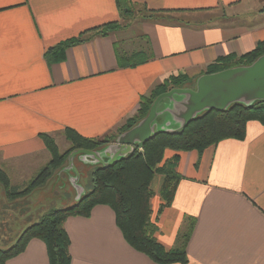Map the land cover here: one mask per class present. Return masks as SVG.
<instances>
[{
    "label": "crops",
    "instance_id": "0c3cea01",
    "mask_svg": "<svg viewBox=\"0 0 264 264\" xmlns=\"http://www.w3.org/2000/svg\"><path fill=\"white\" fill-rule=\"evenodd\" d=\"M127 5L156 17L141 16L131 34L123 26L94 36L50 63L46 55L62 43L121 24L125 16L116 0H0V168L14 189L23 192L50 163L42 135L66 140L65 130L73 129L87 139L118 136L141 99L167 78L185 76L190 84L219 59L241 57L264 41V0H128ZM140 52L149 60L119 66L117 53ZM175 154L167 151L166 159ZM177 155L181 179L161 214L162 178H157L160 200L152 205V220L159 242L175 249L193 223L187 264H264V125L250 121L244 140ZM75 163L82 184L85 167ZM44 186L49 184L24 197L7 194L0 184V250L63 209L40 205L36 193ZM71 191L64 208L75 202ZM64 228L71 264H156L125 241L107 206L95 207L86 218L67 219ZM6 264H49L46 245L33 239Z\"/></svg>",
    "mask_w": 264,
    "mask_h": 264
},
{
    "label": "trees",
    "instance_id": "16d2710c",
    "mask_svg": "<svg viewBox=\"0 0 264 264\" xmlns=\"http://www.w3.org/2000/svg\"><path fill=\"white\" fill-rule=\"evenodd\" d=\"M128 0H116L117 9L122 15H128L132 10L127 5ZM148 12V11H147ZM144 18H155L154 12ZM120 23H110L92 30L85 31L78 38L71 39L53 48L47 55V61L52 63L62 61L67 48L86 42L94 36H107L118 30ZM264 55V41L258 43L256 48L241 56H228L219 59L208 66L206 74H213L223 70L240 66H249ZM149 57L143 53L126 54L117 53V61L121 68L134 66L145 62ZM185 76H171L161 85L157 86L149 97H143L137 114L129 119L120 129L122 134L141 120L146 118L155 99L169 91L171 87L186 85ZM250 121H257L264 125V102L253 107L235 104L228 111L220 113L211 111L192 121L183 134H159L147 142L142 152L136 150L126 159L117 161L109 168L94 167L85 178H88L90 191L78 203L71 207L51 211L41 222L28 227L20 236L17 243L7 250H0V264L22 254L33 239L41 240L47 248L49 264H71V241L64 228L65 222L71 217H89L97 206H107L113 210L116 224L125 241L136 251L146 255L156 264H187V245L189 243L193 223L181 234L178 246L167 250L157 239V224L152 220V200L156 196L153 184L157 177L162 178L159 197L162 200L158 214L169 207L174 199L178 183L181 179L177 173L180 152L197 151L202 153L205 149L229 140H244L246 126ZM65 138L71 143V150L60 155L55 140L42 135L51 161L32 181L31 187L35 189L43 186L54 174L67 165L68 157L77 150H98L115 142L118 136L105 137L101 140L87 139L73 129L65 130ZM115 137V138H114ZM176 154L166 159V152ZM0 184L12 196L24 193L14 189L6 173L0 168Z\"/></svg>",
    "mask_w": 264,
    "mask_h": 264
},
{
    "label": "water",
    "instance_id": "95a60500",
    "mask_svg": "<svg viewBox=\"0 0 264 264\" xmlns=\"http://www.w3.org/2000/svg\"><path fill=\"white\" fill-rule=\"evenodd\" d=\"M260 102H264V55L249 66L204 74L196 79L194 87L172 88L161 94L146 118L118 135L115 143L94 151H74L69 155L67 165L55 176L58 182L65 177L67 183L75 187L74 204L78 203L87 195V190L80 183L81 173L75 162L85 168H109L143 149L159 134H183L192 121L205 113H224L235 104L253 107ZM67 183L63 182V189Z\"/></svg>",
    "mask_w": 264,
    "mask_h": 264
},
{
    "label": "rangeland",
    "instance_id": "374dc122",
    "mask_svg": "<svg viewBox=\"0 0 264 264\" xmlns=\"http://www.w3.org/2000/svg\"><path fill=\"white\" fill-rule=\"evenodd\" d=\"M132 10V9H131ZM150 14L147 12V11H144V9L142 8H135L132 10V12L128 15H124V20L122 21V25L121 27L124 26V28H128V33H133V30H135L136 28V24L139 22V19L141 18V16H149ZM188 84V85H187ZM195 86V80L192 81L190 84L188 82H186V85H181L179 87H171L172 88H183V87H194ZM115 138V137H114ZM115 143V142H113ZM113 143H110V144H113ZM55 144L58 148V151H59V154L60 155H64L65 153H67L68 151L71 150V143L66 141V140H55ZM108 144V145H110ZM142 152V149L139 150ZM78 161V160H76ZM79 163V162H78ZM80 164V163H79ZM81 167H84L82 164H80ZM92 168H85L84 169V173H85V177L89 175L90 173V170ZM57 173L54 174L53 178H51L46 184L48 185L49 184V187H42L39 189V191L41 192H37L36 193V197L37 198H40V205H44V206H47L48 204H50L49 206L47 207H50L51 205L55 204L56 207H54V209H57V208H64V204H63V201L64 200H72L73 199V192L71 191V189L74 191H76L75 187H71L67 182V179L65 177H62L61 181H57V177L55 176ZM83 178L82 180V184L84 185L83 187L86 188L87 192L90 191V185L88 184V178ZM158 178V177H157ZM155 179V182L153 184V189L156 191L157 188H158V179ZM63 182H66L67 185L66 187L63 189ZM25 188V187H23ZM22 188V189H23ZM33 187H31L30 185H28L24 190V193L21 194L22 196H26L28 195L29 193H31L33 191ZM77 192V191H76ZM7 194L9 192H6ZM75 198V196H74ZM46 200V203H44L43 201ZM157 200H160V198L158 196H155L154 199H153V202H152V205L155 206V202ZM70 204V203H69ZM76 204V203H75ZM73 204V205H75ZM73 205H65V208L67 207H71ZM16 244L13 243V244H10L8 245L7 247H5L6 249L9 248L10 246L12 247V245L14 246ZM10 247V248H11Z\"/></svg>",
    "mask_w": 264,
    "mask_h": 264
}]
</instances>
